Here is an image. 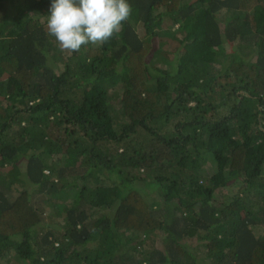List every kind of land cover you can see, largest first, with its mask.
Masks as SVG:
<instances>
[{"label":"trees","instance_id":"trees-1","mask_svg":"<svg viewBox=\"0 0 264 264\" xmlns=\"http://www.w3.org/2000/svg\"><path fill=\"white\" fill-rule=\"evenodd\" d=\"M50 2L0 0V264H264V0H129L71 54Z\"/></svg>","mask_w":264,"mask_h":264},{"label":"clouds","instance_id":"clouds-1","mask_svg":"<svg viewBox=\"0 0 264 264\" xmlns=\"http://www.w3.org/2000/svg\"><path fill=\"white\" fill-rule=\"evenodd\" d=\"M131 14L129 0H51L46 30L62 52L71 54L89 44L103 45Z\"/></svg>","mask_w":264,"mask_h":264},{"label":"rangeland","instance_id":"rangeland-1","mask_svg":"<svg viewBox=\"0 0 264 264\" xmlns=\"http://www.w3.org/2000/svg\"><path fill=\"white\" fill-rule=\"evenodd\" d=\"M134 185L140 189V191L143 193V195L146 197V199H148V197L150 198V196H156L158 195L159 193V184L157 182H154V181H149V180H146L142 183H134ZM234 187L232 186H228L226 187L222 192L223 193H227V194H230L232 193L234 190ZM95 192V191H93ZM149 200V199H148ZM48 212V221H52V217H56L58 216V210L56 209V207H52L50 210L47 211ZM196 248L195 250H199L200 248L199 247H194Z\"/></svg>","mask_w":264,"mask_h":264}]
</instances>
